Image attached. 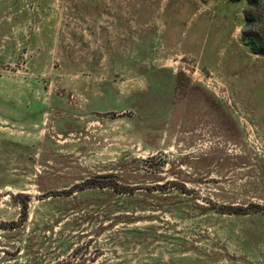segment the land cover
<instances>
[{"label":"rangeland","instance_id":"1","mask_svg":"<svg viewBox=\"0 0 264 264\" xmlns=\"http://www.w3.org/2000/svg\"><path fill=\"white\" fill-rule=\"evenodd\" d=\"M245 8L0 0V264H264Z\"/></svg>","mask_w":264,"mask_h":264},{"label":"trees","instance_id":"2","mask_svg":"<svg viewBox=\"0 0 264 264\" xmlns=\"http://www.w3.org/2000/svg\"><path fill=\"white\" fill-rule=\"evenodd\" d=\"M245 1L243 41L255 54L264 55V0H234ZM92 184L88 188L106 187ZM264 213V208L255 207Z\"/></svg>","mask_w":264,"mask_h":264}]
</instances>
